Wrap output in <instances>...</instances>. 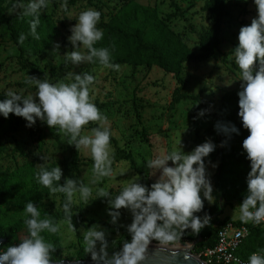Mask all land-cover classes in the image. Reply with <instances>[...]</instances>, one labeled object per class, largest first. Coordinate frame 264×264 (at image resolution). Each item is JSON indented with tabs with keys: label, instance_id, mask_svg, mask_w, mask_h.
Instances as JSON below:
<instances>
[{
	"label": "rangeland",
	"instance_id": "1",
	"mask_svg": "<svg viewBox=\"0 0 264 264\" xmlns=\"http://www.w3.org/2000/svg\"><path fill=\"white\" fill-rule=\"evenodd\" d=\"M20 2L25 5L28 3ZM127 2L155 10L158 17L171 30L181 34L190 49L198 51L199 34L209 26L203 8L206 0H92L91 4L87 0H49L48 7L43 9L42 13L50 18L57 34L47 50L28 52L24 56L23 63L32 66V70L21 66L19 52L10 39L9 30L0 24V91L3 94L12 90L22 92L25 96L34 95L35 85L25 84L28 75L53 84L71 83L73 72L94 76V83L90 86V98L105 120L93 123L109 129L117 147L125 149L132 155L135 167H130L126 160L116 158V147L110 143L111 167L115 175L102 178L91 187L94 193L97 187H102L112 196L117 195L137 176L140 178L139 182L146 186L155 181L157 177L151 175L145 166L148 159L175 149L178 143L187 153L207 139L216 144L218 137L213 127L216 121L211 114L206 112L203 117H197V112L204 110L199 102L183 100L178 104H171V94L176 82L171 74L165 73L159 67L120 65L118 70H113L91 63H81L78 66L65 63L63 56L71 50H77L72 49L66 39L70 35V27L75 24L74 18L82 11L93 9L103 15L104 21H108ZM13 14L23 13L17 6L6 13ZM255 15L252 0H228L216 58L184 64L182 76L186 81L187 93L199 95L201 102L213 112L218 110L222 98L240 83L238 79L240 70L234 62L233 48L238 42L239 28L250 24ZM79 50L84 51L82 46ZM230 82L229 86L225 85ZM91 134L92 129L88 124L85 125L81 135ZM66 139L63 133L50 129L40 121L32 127H26L25 124L12 138L5 140L6 148L0 154V173L19 170L26 167L29 162L33 165L30 173H36L43 166L54 167L57 164L62 169L63 179L67 177L66 172H70L73 179L89 185L93 179L90 152L87 149L76 150L66 142ZM215 152L216 148L206 158V170L210 173L212 186L213 175L218 165L214 160ZM72 157L77 159L74 166L68 163ZM121 170L125 173L119 174ZM142 178L145 181H142ZM23 188L24 185L21 186V189ZM42 195L40 202L47 211L53 213L63 210L64 199H61L60 193L49 195L48 189L44 188ZM74 199H77V203L72 209L73 213L85 219L105 222L106 225L97 223L92 225H99L105 230L109 254L118 251L122 243L128 239L116 228H125L131 222L130 212L120 209L116 223H111L106 198H97L87 205L78 198ZM241 201L242 199L232 201L223 210L221 218L228 217L232 221H240ZM41 218L47 217L41 213ZM63 220L60 219L56 223L60 224ZM75 228V231H71L66 224H62L57 233L43 235L46 242L58 244L59 261H92L90 254L84 251L83 242V234L89 227ZM2 244L3 239L0 242V251H3Z\"/></svg>",
	"mask_w": 264,
	"mask_h": 264
},
{
	"label": "clouds",
	"instance_id": "2",
	"mask_svg": "<svg viewBox=\"0 0 264 264\" xmlns=\"http://www.w3.org/2000/svg\"><path fill=\"white\" fill-rule=\"evenodd\" d=\"M252 3L256 15L250 24L239 28L233 58L240 70L237 115L241 127L248 131L241 143L249 162V171L245 178L246 195L239 203V219L245 224L251 222L258 225L264 222V0H252ZM48 4L49 0H28L26 5L18 0L13 6H18L24 16L32 18L29 24L34 39L40 38L37 27L42 10ZM74 19L75 24L70 27V35L66 39L72 49L77 50L63 56L65 63L78 66L97 61L104 68L118 70L119 65L111 62L109 49L95 47L104 35L97 27L100 13L88 9ZM24 39L21 34L19 41L23 43ZM81 46L84 51L79 50ZM71 79V83L53 84L28 75L25 84L35 85L34 95L25 96L22 92L8 90L4 99L0 100V116L7 118L11 113L21 117L26 121V127L40 121L50 129L63 133L66 142L76 150L87 149L93 161V179L89 185L67 177L61 184L62 169L57 164L51 169H40L36 175L37 182L48 189L49 195L60 193L64 196V220L57 224L48 218H41L37 206L31 201L26 202L24 224L27 235L18 244L0 251V264H53L55 244L46 242L43 234L57 233L62 224H66L71 231L76 230L72 223V209L77 203L74 197L84 205L97 198H106L111 223H116L122 208L131 214V222L126 226L130 239L111 254L106 232L101 226L92 225L83 234L84 251L90 254L95 264H141L151 241L168 244L180 238L185 231L195 235L209 225L211 216L204 211V206L205 202L213 205L216 196L213 195L210 173L206 170V158L217 147L210 139L187 153L178 143L175 149L145 161L150 174L157 177L148 186L139 182L137 176L115 196L102 187L93 192L91 185L115 175L111 167L110 131L107 127H97L92 129L90 136L81 135L85 125L102 122L105 117L90 98L94 76L73 72ZM231 82L225 85L229 86ZM205 114L206 110H199L197 117ZM213 127L227 138L239 134V129L231 122H217ZM225 143L221 141L220 146ZM123 173L124 170H121L119 174ZM56 264L60 262L56 261ZM248 264H264V250L251 254Z\"/></svg>",
	"mask_w": 264,
	"mask_h": 264
},
{
	"label": "trees",
	"instance_id": "3",
	"mask_svg": "<svg viewBox=\"0 0 264 264\" xmlns=\"http://www.w3.org/2000/svg\"><path fill=\"white\" fill-rule=\"evenodd\" d=\"M28 1V0H20ZM91 4L92 0H87ZM18 0H0V24L5 25L9 30L10 39L19 52L20 64L24 68L33 69L32 66L24 64L23 58L28 52H41L47 50L57 30L52 26L50 18L41 13L40 23L37 27L39 39H34L30 34L31 17L23 14L6 15L7 11L13 8ZM228 0H206L203 8L209 20V26L199 34L198 51L190 49L182 39L180 33H175L169 26L162 21L155 10L149 7H143L133 2H127L120 7L117 13L111 16L108 21H104L100 14V22L97 27L103 31V38L95 45L97 48H108L111 54V62L116 65L137 66H156L165 73L173 76L176 86L171 94V104H178L183 100H195L201 104L207 113L211 114L216 123L231 122L239 129V134H232L230 138L218 134L217 147L214 160L218 163L213 175V195L216 196V202L209 205L205 202L204 211L211 217L209 225L202 228L197 234L185 231L180 238L174 242H193L200 234V241L194 246L193 253L201 254L205 249L215 245L217 231L224 224L231 222L236 225L244 224L249 233L241 241L236 251V255L241 259L248 261V257L253 253H259L264 250V222L255 225L242 223L241 221H232L228 217L221 218L223 210L229 204L237 199H243L246 195V174L249 171V162L246 159L241 143L248 135V131L241 127V121L238 112L239 85L228 92L221 100L218 110L213 112L209 110L199 98V95L187 93L186 81L183 79L182 72L184 64L187 62H205L214 59L220 46V36L222 31L223 18L225 16ZM25 39L23 43L19 41L20 35ZM22 60V61H21ZM94 66H101L97 61L91 63ZM4 99V94L0 91V100ZM26 121L18 116L9 114L7 118L0 116V154L4 152L5 140L12 138L24 125ZM88 126L91 129L100 127L96 123L90 122ZM101 128V127H100ZM221 141H226L223 147ZM110 143L116 147L115 156L129 162L130 167H134L133 157L125 149L118 148L116 140L110 133ZM20 148V142L17 143ZM69 165L74 166L77 163L75 157L70 158ZM52 165H46L42 168L51 169ZM33 165L29 162L26 167L13 172L0 173V238L3 239L2 250H6L11 245L18 244L21 239L27 235L24 224V205L31 201L37 206L40 213L44 214L54 223L64 219V213L57 211L50 213L40 202L44 187L37 182L36 173H30ZM68 178L73 179L70 172H66ZM64 181L61 178L60 183ZM142 181H145L142 178ZM24 188L21 189V186ZM61 199H64L63 194ZM63 204V202H62ZM198 215H203L199 213ZM74 227L92 224H105L99 220L85 219L74 213L72 217ZM123 232L127 239H130L125 228H116ZM25 235V236H24ZM53 235V233H52ZM152 243H159L155 240ZM170 242L168 244H172ZM55 252L52 254L53 262L60 260V249L55 244Z\"/></svg>",
	"mask_w": 264,
	"mask_h": 264
},
{
	"label": "built area",
	"instance_id": "4",
	"mask_svg": "<svg viewBox=\"0 0 264 264\" xmlns=\"http://www.w3.org/2000/svg\"><path fill=\"white\" fill-rule=\"evenodd\" d=\"M248 233L249 230L246 225L228 222L218 229L215 245L205 249L198 256L206 264H248V261L236 255L241 241Z\"/></svg>",
	"mask_w": 264,
	"mask_h": 264
},
{
	"label": "water",
	"instance_id": "5",
	"mask_svg": "<svg viewBox=\"0 0 264 264\" xmlns=\"http://www.w3.org/2000/svg\"><path fill=\"white\" fill-rule=\"evenodd\" d=\"M199 241L200 234L193 242L177 241L172 244L150 242L146 249L145 259L141 264H206L204 260L193 253V248ZM59 262L60 264H95L94 261L67 262L63 260Z\"/></svg>",
	"mask_w": 264,
	"mask_h": 264
}]
</instances>
